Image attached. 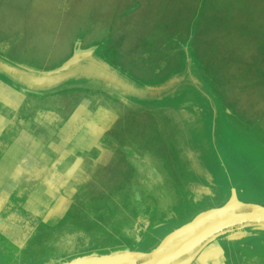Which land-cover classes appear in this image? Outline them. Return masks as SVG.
<instances>
[{
  "label": "rangeland",
  "instance_id": "obj_1",
  "mask_svg": "<svg viewBox=\"0 0 264 264\" xmlns=\"http://www.w3.org/2000/svg\"><path fill=\"white\" fill-rule=\"evenodd\" d=\"M115 3L119 6L121 4L120 0H0V54L2 55L0 58L6 57L18 64L43 72L62 67L77 52L87 49L96 50L97 56L101 57L102 53L106 55L107 59L112 60L115 65L112 67L119 74L138 85L168 87L161 98L160 95H147V99L143 102L149 104L156 103L164 97L170 99L176 90L180 92L186 88H192L196 93L197 90L201 91L205 98L207 93L209 94L206 90L209 87V91L212 90L216 96L212 98L214 100L212 104L216 106L213 114L199 113L201 117L192 120L194 126L202 127L201 134L197 136L199 140L205 142L206 154L204 152L202 154L200 150L199 155H204L207 165L209 164L213 171L210 173L211 178L217 175L219 179H225L238 190L243 200L264 204V0H160L161 10L164 14L167 13L165 23L167 21L173 23L165 26L167 31L154 34L163 40L161 47L150 48L151 44L146 43V46H149L145 49L139 48L136 52L140 56H136L133 49L126 48L129 38L126 37L127 33H122L110 36L108 47L101 48L102 52H100L101 45L96 48L94 46L84 48L87 44L106 42L110 35L107 28L99 29L94 33L96 29L94 24H99L100 19L104 20L107 13L114 10ZM137 8L138 5L134 1L122 6L119 13L128 14ZM173 27L179 29L171 31ZM195 72L199 78L195 77ZM202 74L208 86L202 80ZM38 93L36 94L40 97L41 94ZM60 93L59 91L54 95ZM194 98L198 102L203 99L199 95ZM206 98L210 101L209 96ZM206 101L203 99V104H206ZM177 102L180 104V100ZM186 105L189 104L182 103L181 108H186ZM203 108L207 110L209 106ZM187 111L189 112V109ZM149 115L144 117L150 118L149 124H139L137 121L140 118L135 117L137 121H134V126L129 130L132 134V143H136L135 145L141 147L143 151L149 149L150 154L161 162V167L162 158L170 160L171 164H175L178 176L180 172L185 171L184 167L188 166L184 161L188 159V155H183L184 159H179L180 157L175 155L168 156V149L164 146L167 142L172 147L176 146L177 151L179 150L176 144L178 138L172 130L174 124L166 119L163 120L161 116L156 117L154 113ZM169 119L175 123V118L169 117ZM6 123L0 128V141L3 139V133L5 139L10 141L20 131L14 128L12 123ZM167 123H171L172 126ZM29 132L26 134L27 137L32 136ZM58 135L63 136L58 128H54L53 133L48 135L45 131L39 138L49 136L50 139L56 140ZM49 137L43 141L46 143ZM194 147L200 149L202 146ZM54 148L59 150L56 145ZM173 165L170 170L174 169ZM171 171L168 172L169 177L175 181L174 172ZM211 178L210 181H213ZM69 184L72 188L63 190L65 195L71 196L78 189L73 186L75 183ZM182 187L179 186L180 190L186 191ZM137 189L133 188L131 193L127 187V192L121 194H114L107 188L86 190L92 196L101 193L108 196L120 195L119 203L126 205L132 200L128 199L129 194L136 195ZM211 192H214L213 196L207 197L195 191L194 197L190 198L186 191L187 195L172 206L165 205L161 201L154 202L155 200L143 205L132 204L134 216L141 218L143 212V217L152 218L155 214L162 213L163 221L161 218L156 220L152 218L154 224L150 227L149 234L134 232L133 236H126L118 230L115 231V235L105 234L97 238V241L101 242L100 247L90 248L89 253L77 254L71 257V260L126 250L143 252L136 250L137 248L150 252L169 233L190 222L199 213L227 203L222 193L212 190ZM166 200L169 201L170 198ZM195 200H203V202H194ZM105 202H109V199L105 198ZM119 203L117 204L119 208L113 209L117 211L118 216H121L125 213V208L120 207ZM71 205L70 203L54 205V210L62 208L61 210L66 211ZM104 206L109 205L104 204ZM143 206L145 209L142 208ZM83 207L82 211L89 213L91 219L98 210L97 205L94 204L87 203ZM103 211L106 212V209ZM97 216L102 217L100 214ZM71 217L74 218V215H69L67 220ZM81 220L82 223L88 222L82 214ZM80 222L79 219L77 223ZM46 223L43 222V226ZM54 223L58 222L50 220L47 224ZM39 238L41 236L32 239V243ZM55 239L58 240L57 244L61 241L59 236L49 234L35 244L29 243L21 257L50 252L56 244ZM182 241H178L164 252ZM126 242H130L128 247ZM131 242L138 243L136 249H131L135 247ZM91 250L93 252H90Z\"/></svg>",
  "mask_w": 264,
  "mask_h": 264
},
{
  "label": "flooded vegetation",
  "instance_id": "obj_2",
  "mask_svg": "<svg viewBox=\"0 0 264 264\" xmlns=\"http://www.w3.org/2000/svg\"><path fill=\"white\" fill-rule=\"evenodd\" d=\"M95 52L96 51H94V54ZM1 64H8L13 67H18L24 71L27 72L29 71L30 73L32 71L41 72L27 65L18 64L14 61H11L6 57L0 58V107L9 111L15 110L17 113H21V115H23L24 113H28L27 122L26 119L24 118L21 119L17 117L16 120L12 118L11 123L13 124V127L19 129L20 131L18 135H15L14 138L10 141L5 139V133H3L2 136L3 139L0 141V155H59V156H55V161H54L55 168H59L62 165L69 166V168L71 169H73V167L80 166L82 168L87 169L88 171L89 170L94 171L98 167L97 165H99V163H103L104 168L106 166V167H110L111 169L112 167L117 166L116 168L119 171L122 170L126 165L127 168L131 171L130 174L132 175L133 178H137L140 180L149 179L151 181H157L159 179L160 172L158 170V167L160 166L161 162L155 156L149 154L150 150L148 149L147 151H143L141 147H137L135 145L136 143L131 142L127 144L121 138H119L120 142L116 145L115 140L114 141L112 140L113 138L112 136L114 135L113 130L107 127V125L110 124L113 118L107 113V111L105 112L104 108L106 107L120 108L121 105L125 103L123 102L124 99L129 101L130 105H132L129 107H134V108H137L139 106L141 107L142 104H145V102H138L130 98H127L125 96H122L120 95V93L104 86L100 82L93 80L87 81L84 79H73L64 83L63 85H60L55 89L39 92L41 94V96L39 97L36 94L37 93L36 91L31 92L25 86H23L14 75L6 73L3 70ZM78 81H86L83 83H87V85L92 86L87 91L89 95L83 97L77 96V98H75L72 92L70 91H68L67 94H64L68 89L65 86ZM142 86L147 87L146 84H142ZM184 90L185 91L187 90L186 93L184 94H187L188 100H190L192 95H195L196 93L195 92L196 90L195 91L191 90V92H188L190 91V89L188 88ZM59 91L61 92L60 95L57 96L54 95L55 93L58 94ZM101 92L102 94L103 93L104 94L97 95ZM114 93L117 95V97L115 96ZM197 93L200 92L197 90ZM178 94H179L178 92L177 93L175 92L174 94L175 98L178 97ZM194 97H196V95ZM194 97H192L193 100ZM159 98H161V96H159ZM67 103H72L79 106L78 108L79 111L75 115L76 117L72 118V122L68 121L69 119L67 117L63 119L60 114H58L60 116L58 117L56 114L53 115L48 111H44L45 109H47V107H61L62 105H66ZM208 106L209 108H207V110H204L203 108L205 107V104H203L199 108L197 106H192V105L191 106L186 105V108L180 107L178 110L179 113L177 112V117H176L177 124L175 127L172 125L171 126H172V130H174L175 134L182 142L190 141V142H195L196 146H200V147L202 146L200 149L196 147L194 148V150H196L195 152L197 155V160L200 161V163L196 165L195 172L192 175V184L196 188L195 191L203 194L202 196L207 195V197L213 196L212 193L214 192H211V190L216 191V193H222V196L224 195V197L226 198L225 200L226 203L231 197L232 190L236 188L232 187L229 184V182H227L225 179H219L217 175H216L217 179L213 175L212 176L213 181H210L211 174L210 172H208V170H206V167L209 166V164L208 165L207 163L205 164L206 160L204 155H202L203 152L204 154H206L204 148L205 142L202 139L200 140L198 139V136L201 134L200 129H202V127L194 126L192 124V120H196L198 116L201 117L199 113L205 112L206 114H213V110L215 109L216 106L214 107L210 103H208ZM154 107L156 109L158 105L154 104ZM168 108L175 109L177 107L176 106L173 107L172 104L171 106H168ZM186 109L187 110L189 109V112ZM9 111H7L6 113L8 114ZM12 117H14V115ZM2 123L3 122H0V128L3 125ZM54 128H58L59 133L61 131L63 136L58 135L56 140H53V138L50 139L49 136H46L45 138L44 137L39 138V136L43 134V132L45 131H47L48 135L49 133H53ZM28 132L32 136L27 137L26 134H28ZM47 137H49V139L45 143V141L43 140L46 139ZM20 142L22 143V145ZM28 142H30L32 145L30 151L27 148V146L29 147L30 145ZM54 145L58 146L59 150L55 149ZM42 146H44L45 148L42 149L41 148ZM200 150L202 151V154L199 155ZM61 155H86V156L78 157V156H61ZM92 155H103V156L95 157ZM106 155H122V156L119 157L120 159L119 161H116V159H114V162H110L109 156ZM9 159H10L9 156L6 157L0 156V162H2L3 164L0 168L1 171L0 184L3 178L5 177L7 171H9L8 169L12 167V164L9 162ZM20 166L22 165L18 166L16 172L19 170ZM36 167H37L36 165L35 166L33 165L31 167H26L27 170L29 169L28 173L26 174L28 176H30V174L32 173L35 175L36 171L34 169H36ZM30 168H33L32 171L30 170ZM70 182L75 183L73 184V186L76 189H78L76 192H73L71 196L65 195L64 194L65 190H63V189L72 188L66 185L67 183H69L68 181L64 182V187L61 186L62 182L56 181L55 182L56 186H54L53 188L39 187L38 189H34L35 196L33 195L34 197H32L34 198L33 200L34 202L32 203V205H30L31 206L30 211L33 216H38L39 219H41L40 216L42 213L46 215L48 211H50L55 207L54 205H59L60 203H57V201L61 202L64 199L65 200L69 199L70 202L68 203L72 204L64 220L59 221L53 227H48L50 229L57 227V229H55L53 232L55 234L53 236L57 235L56 232H58L59 235L60 232H64L68 234L67 235L68 237L65 236L63 238L64 242L60 241L58 244L56 243L55 248L50 252H47L45 256L43 257L39 256L38 261L40 263L41 261L43 262L45 261V262H50L49 264H59V262L61 263V260L63 259L71 258L81 253H89L90 248L100 247L101 242L99 243L97 241V238L102 237L103 235L105 236V234L115 235V231H116L115 224L124 220L125 215L128 216L131 215V211L133 210L132 204H126V205L123 204L124 205L123 206L121 205V203H119L120 195L108 196L107 194L101 193L100 195L92 196L89 195L88 190H86L90 188H94V189L107 188V189H111V192H113L114 194L117 193L121 194L125 191L123 186L107 187V186L98 185V184L108 183L104 181L102 182L99 181V183L97 182L98 186H93L94 183L96 184V182H92L84 179L78 182L77 181H70ZM89 183L92 186L89 187L86 186V184ZM83 184L85 185L83 186ZM28 190H29L28 188L22 187L20 189L21 196L23 197L26 196L25 194H28ZM107 193H109V191ZM236 194L239 201H241L242 203L256 204L255 202L241 199L237 189H236ZM51 197H54V203L52 204L50 202ZM105 198L109 199V202H105ZM210 198H214V197H210ZM200 202H203V200L202 201L200 200ZM87 203L94 204L95 206L97 205L98 208V210L95 211L94 213L95 215L92 219L89 213L86 214L85 212L82 211V208H84L83 205ZM118 203L121 205L120 207H124L125 209L129 207L130 209L128 208V211H126L121 216H118L117 211L113 209L114 207L119 208V206H117ZM104 204L109 206H104ZM137 204L143 205L145 203L139 202ZM260 206L264 207V204H261ZM142 208L145 209L144 206ZM104 209H106V212L103 211ZM71 214L74 215V218L71 217L70 219L67 220L68 216ZM81 214L84 215L86 219H88V222L85 221L84 223H82ZM99 214L102 217L97 216ZM79 219L81 222L77 223ZM44 227L45 226H43L42 223H39L35 235L36 234L49 235L50 229L44 230L43 229ZM144 227L145 224L143 223V228ZM237 232L241 234L242 236L241 241H243L242 242L244 244L243 247L245 248H248L249 247L248 245H252L251 243H253L254 241L260 242L264 240V229H260L259 227H255V226L246 227ZM222 237H220L219 240L222 239ZM126 243H127L126 247H128V245H130V242L129 243L126 242ZM108 245L110 244L108 243ZM131 245L135 246V247H131V249H136L138 243L131 242ZM136 250L149 252V250L143 248H137ZM202 250L204 252L205 249ZM90 252H93V250H91ZM201 254L202 252H199L198 254L193 256L190 264H194L196 262L201 263V259H202L200 256Z\"/></svg>",
  "mask_w": 264,
  "mask_h": 264
},
{
  "label": "crops",
  "instance_id": "obj_3",
  "mask_svg": "<svg viewBox=\"0 0 264 264\" xmlns=\"http://www.w3.org/2000/svg\"><path fill=\"white\" fill-rule=\"evenodd\" d=\"M136 2L138 5V8L135 11H132L131 13L128 14H120V10L122 6L128 5L130 3ZM120 6L119 4L115 3L114 5V10L110 11L107 13L108 15L105 17L104 20L100 19V23L94 24L96 29L94 33L99 30V29H106L110 35L108 36V39L104 44L95 42L91 45L87 44V47H82L88 48L89 46H94L96 48L97 46L99 47L100 45V52H102L101 48L108 47L107 43L110 39V36L113 37L116 34H122V33H127L128 36L127 39L129 38L128 44L126 48H131L133 49V53L136 56H140V54L136 51H139L140 49H145L148 46H146V43L151 44L149 47L154 48V47H161L163 40H160L161 38H157L154 34L156 32H165V26L167 25H173V23H170L169 21L166 22L167 13L164 14V12L161 10V3L160 0H120ZM170 15V13L168 14ZM93 25V24H91ZM116 27V28H115ZM177 27V26H176ZM173 27L171 31L173 30H178L179 28ZM115 29V30H114ZM94 30V27L93 29ZM114 30V31H113ZM91 32V31H90ZM112 32H114L112 34ZM101 42V41H100ZM140 43H142L140 45ZM130 47H129V46ZM88 50V49H87ZM91 50V49H89ZM96 51V50H95ZM97 53V52H95ZM102 59L106 61L108 64L111 66H115L112 63V60L109 58L107 59L106 55L102 53ZM119 68V67H118ZM56 69V68H55ZM55 69L43 71V72H48L52 71ZM146 69V68H145ZM144 69V70H145ZM195 72V77L199 78L198 75ZM203 75V74H202ZM202 80L206 83V79L204 78V75L201 76ZM88 81V80H87ZM86 81H78L75 83H71L70 85L68 84L67 91L64 94H67L68 91L72 92L75 98L77 96L83 97L89 95L87 92L90 87L87 85V83H83ZM208 86V84L206 83ZM63 87V88H65ZM98 89V88H97ZM193 90L192 88H189ZM29 90V89H28ZM180 90V89H179ZM207 93L206 96L210 97V101H208V98L203 97V93L200 91V93H195V95H199L201 98L206 99V104L205 106H208V103L212 104L214 98V94L211 90L209 91V87H207ZM31 91V90H30ZM180 92L176 90V93L178 92V97L175 98V95L170 97V99L163 98L160 99L157 103L149 104L145 103L142 104V106L134 108V107H129L132 106L130 105L129 101L125 100L123 102V105H121L120 108L118 107H106L105 112L113 118V120L110 122L107 127L111 128L113 130V138L112 140H115L116 145L120 142L121 138L122 140L125 141V143H131L132 141V134L129 132V130L132 129L134 126V121H137L136 118H140L137 122L139 124H149L150 118H144L145 115H149V113H154V115L157 117L161 116L163 120H168L173 123L172 120L169 119V117L175 118V123L174 126H176V117H177V112L179 108L181 107L182 103L186 104L188 103L189 106H197L200 107L203 104V99L201 102H198L197 99L194 97L195 95H192L190 100L187 98L186 91ZM33 92V91H31ZM114 92V91H113ZM238 92V91H237ZM239 93V92H238ZM103 95L102 92L97 94V95ZM113 94V93H112ZM115 94V93H114ZM117 97V95L115 94ZM213 96V97H212ZM216 97V96H215ZM177 100H180V104H178ZM213 100V101H212ZM188 101V102H187ZM171 102V103H168ZM261 101H259L258 104H260ZM154 104L158 105V109L156 110L157 112L155 113V107ZM173 104V107H177L175 109H170L168 106H171ZM213 105V104H212ZM162 106V107H161ZM8 108V107H7ZM79 106L76 104L72 103H67L66 105H62L61 107H47L44 111H48L51 114H56L58 117H60L58 114L62 116L63 119L67 117L70 121L72 122V118H75L77 112L79 111ZM22 110V109H21ZM20 110V111H21ZM37 110V109H36ZM9 110H6L2 107H0V122H3V125L5 126L9 122L11 123L12 118L17 119L18 118H24L26 119V122L28 121L27 119V114L24 113L21 115V113H17L15 110L14 111H9L8 114L6 113ZM179 113V112H178ZM19 114V115H18ZM14 115V117H12ZM24 116V117H23ZM150 116V115H149ZM151 117V116H150ZM14 120V121H15ZM34 121V120H31ZM168 125H172L171 123H167ZM25 125V124H24ZM22 126V125H21ZM106 127V128H107ZM145 127V126H144ZM144 129V128H143ZM126 135V136H125ZM126 139H125V138ZM178 138V136L176 135ZM129 138V139H128ZM111 140V141H112ZM31 142V141H30ZM28 142L30 145L31 143ZM21 143V142H20ZM193 143V144H192ZM178 151L176 146H170L167 142L164 143V146L167 147L168 149V156L169 155H175L178 156L179 159L183 158V155H188V159H184L185 164L188 166L184 167L185 173L180 172L179 175L177 176L176 173L178 172L177 168L175 167V164H171L170 160L167 158H162L161 160L163 161L162 167L159 166L158 170L160 172L159 179L157 181H151L149 179H137L133 178L132 175L130 174V170L125 167L122 170H118L114 166L110 169V167L104 168L103 163H99L97 165L98 167L94 170H87L85 168H82L80 166L73 167V169L69 168V166H64L62 165L59 168H55L54 166V161H55V156L59 155H0V156H9V162L12 164V167L9 168L7 171L5 177L1 181L0 184V264H46L47 262L41 261V263L38 261L39 256H45L43 255H32L31 257H21L22 253H25V249L27 245L30 244H35L43 236H46L47 234H40V235H35L36 229L39 225V223L43 222H59L61 220H64L67 212L69 210H66L63 212L60 208H57L56 210L51 209L50 211L47 212L45 215L44 213L41 214V219H39L38 216H33L31 214V206L32 203L34 202V197L35 191L34 189H38L39 187H54L56 186L55 182L60 181L62 182V185L64 187V182H69L70 181H82L84 180H89L94 183L93 186H107V187H121L125 189V192H127L126 188L128 187L131 191L133 192V188L137 189L136 195H132L128 199H132L130 204L133 203H152L151 200H155L154 202L161 201L165 205L166 204H171V206L175 203L179 202V199L185 197L187 195L186 191H188V195L190 198H193L194 196V186L192 184V175L195 172V167L200 163V161L197 160V155H196V150H194L195 142H182L178 138ZM22 145V143H21ZM29 147L27 146L28 150L30 151L32 145ZM166 152V150H165ZM185 154H184V153ZM150 154V153H149ZM141 155V153H140ZM151 155V154H150ZM167 155V154H166ZM61 156H86V155H61ZM95 157H101L103 155H92ZM105 156V155H104ZM109 156V161L114 162V159L116 161H119V157L122 155H106ZM174 157V156H173ZM206 164V162H205ZM2 162H0V168L2 166ZM22 165L19 167V170L16 172L18 169V166ZM37 166L36 169V174L34 175L33 173L28 176L26 173H28V170L26 167H31V166ZM112 165V163H111ZM171 165L174 166V169L172 168L174 172V178L171 179L169 177V173L171 170ZM187 167L189 169H187ZM7 169V168H5ZM33 168H30L32 171ZM118 170V171H117ZM206 170L208 172L212 173L210 167L207 166ZM1 172V171H0ZM172 172V171H171ZM168 179H167V178ZM28 178V179H27ZM104 181L108 183L104 184H98ZM69 183H67V186H70ZM120 183V184H119ZM65 185V186H66ZM78 185V184H77ZM80 185V184H79ZM85 184H83L84 186ZM184 185V187H182ZM86 186H92L89 184H86ZM179 186L186 189V191H181ZM22 187L28 188V194H25L26 196H21V191L20 189ZM149 188H152V190H147ZM236 191V189H235ZM147 192V193H146ZM152 192V193H151ZM186 193V194H185ZM147 194V195H146ZM34 195V196H33ZM136 197L137 199H135ZM166 198H170V200H166ZM2 199V201H1ZM140 200V201H138ZM120 201V198H119ZM200 200H195L194 202H197ZM51 204L54 203V197H51L50 200ZM70 202L69 199L67 200H62L61 202L57 201V203L64 204ZM121 202V201H120ZM124 204V203H123ZM172 208V207H171ZM128 211V208H126ZM63 212V213H62ZM46 213V212H45ZM135 213L131 211V215H125V219L118 222L115 224L116 230H118L121 234L126 235V236H133L134 232L135 234H149V229L152 226L153 220L161 218L163 221L164 217H162L161 214H155L154 216H147L143 217V212L141 213V218L134 216ZM139 220V221H138ZM187 220V219H186ZM190 219H188L189 221ZM34 221V223H33ZM38 221V222H37ZM42 221V222H41ZM179 222V221H177ZM187 222V221H186ZM44 224V230L50 229L48 227H53L55 225L52 224ZM143 223L145 224V227L143 228ZM159 223V222H158ZM157 223V224H158ZM57 229L51 228L49 230L50 235H55L53 232L54 230ZM146 230V232H144ZM56 236H60L61 242L63 241V238L67 236L68 234L64 232H60V235L58 232H56ZM38 236L39 240H35V242L32 243V239H37ZM68 237V236H67ZM242 236L239 232H233V233H228L225 234L222 239H218L216 243H211L208 245L204 252L203 250L201 251L202 254L201 256V263L196 262L194 264H264V240L260 242H253L251 243L252 245H248V248L243 247V241H241ZM55 243L58 242L57 239L54 241ZM56 245V244H55ZM55 246L53 245L54 249ZM36 251V250H35ZM29 254V253H27ZM69 259H63L61 260V263L59 264H64L66 262H69ZM50 263V262H48Z\"/></svg>",
  "mask_w": 264,
  "mask_h": 264
},
{
  "label": "water",
  "instance_id": "obj_4",
  "mask_svg": "<svg viewBox=\"0 0 264 264\" xmlns=\"http://www.w3.org/2000/svg\"><path fill=\"white\" fill-rule=\"evenodd\" d=\"M1 66L6 73L14 75L27 89L36 92L55 89L73 79H84L100 82L122 96L143 102L147 99V95L161 96L168 89L166 86L144 87L134 83L94 54L93 50L77 52L62 67L48 72L32 71L30 73L8 64H1ZM239 210H246L247 215L238 214ZM252 226L264 229V207L242 203L233 189L225 205L199 213L190 222L169 233L150 252L118 251L108 255L79 257L64 264H136L137 260L142 259H151L149 264H174L173 262L178 258V251L168 254L164 250L182 240L196 242L193 246V249L196 248L193 254L181 263L190 264L193 256L211 243H216L220 237ZM182 248L181 256L187 252L185 247Z\"/></svg>",
  "mask_w": 264,
  "mask_h": 264
},
{
  "label": "bare ground",
  "instance_id": "obj_5",
  "mask_svg": "<svg viewBox=\"0 0 264 264\" xmlns=\"http://www.w3.org/2000/svg\"><path fill=\"white\" fill-rule=\"evenodd\" d=\"M238 212V214H242L243 213V215L245 214V215H247V211L246 210H239V211H237ZM249 215V214H248ZM185 240H183L180 244H177L175 247H173V248H171V249H169L168 251H166L165 253H175V252H177V255H178V258H176V260L173 262L174 264H181V263H183L184 261H186L188 258H189V256L195 251V249H193V246L196 244V242L195 241H189L188 240V242H184ZM182 247H185V251H187L186 253H184L183 254V256H181V253H183V248ZM170 248V247H169ZM193 249V250H192ZM180 254V255H179ZM150 260L151 259H142V260H138L137 262H136V264H149L150 263ZM148 262V263H147Z\"/></svg>",
  "mask_w": 264,
  "mask_h": 264
}]
</instances>
